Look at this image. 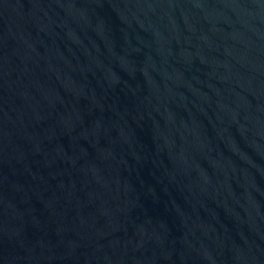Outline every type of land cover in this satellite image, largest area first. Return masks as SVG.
Listing matches in <instances>:
<instances>
[{
	"label": "water",
	"instance_id": "water-1",
	"mask_svg": "<svg viewBox=\"0 0 264 264\" xmlns=\"http://www.w3.org/2000/svg\"><path fill=\"white\" fill-rule=\"evenodd\" d=\"M0 264H264V0H0Z\"/></svg>",
	"mask_w": 264,
	"mask_h": 264
}]
</instances>
